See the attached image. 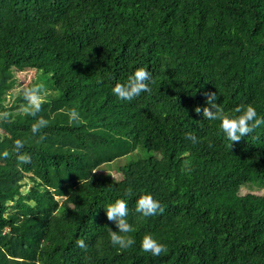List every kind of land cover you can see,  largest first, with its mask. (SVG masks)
<instances>
[{
    "label": "trees",
    "instance_id": "16d2710c",
    "mask_svg": "<svg viewBox=\"0 0 264 264\" xmlns=\"http://www.w3.org/2000/svg\"><path fill=\"white\" fill-rule=\"evenodd\" d=\"M140 67L151 93L117 98ZM24 70L48 90L35 117L22 92L4 104ZM210 92L227 113L250 104L264 117V0H0V264H264V196L239 195L264 190V125L230 147L203 117ZM144 193L162 214L135 211ZM117 199L135 229L126 250L110 242ZM146 234L167 253L144 252Z\"/></svg>",
    "mask_w": 264,
    "mask_h": 264
},
{
    "label": "clouds",
    "instance_id": "9594fccd",
    "mask_svg": "<svg viewBox=\"0 0 264 264\" xmlns=\"http://www.w3.org/2000/svg\"><path fill=\"white\" fill-rule=\"evenodd\" d=\"M152 73L143 67L137 68L132 75L127 79L126 83H116L112 88L113 94L120 100L132 101L141 93H151V84L154 83ZM23 99L26 102L22 107L23 114L35 117L42 110L43 104L46 102L48 90L43 82H37L31 86H26L22 89ZM217 94L210 92L206 94V103L210 107L203 108V117L210 121H219L220 128L226 138L233 142H239L243 137L249 135L257 128L264 125V117L258 115L257 110L252 105H239L234 109L235 114L225 112L220 104L216 103ZM194 111L199 114L201 108L196 107ZM69 123H79L81 120L80 113L75 109H70L67 113ZM8 113H0V119H7ZM49 121L43 117L36 120L31 126L33 136L41 133V130L48 127ZM186 139L191 140L195 145L200 143V140L191 133L187 134ZM46 139L45 135L38 136V142ZM14 147L18 153L17 160L19 164L30 163L31 157L27 154H21L20 150L24 147V141L17 139L14 142ZM9 153L5 151L3 158L7 159ZM186 171H191L190 164L186 161L184 165ZM131 189H128L125 195H130ZM135 211L143 217H151L164 212V207L160 201L155 199L152 194L144 193L136 201ZM106 216L109 221L115 222L118 231L109 229L110 242L112 246L118 247L121 250L131 248L135 244V239L131 233L135 231L132 224L127 220L129 214L128 203L125 199H117L114 203H110L105 208ZM77 245L80 248H86L83 239L77 240ZM144 252L151 253L153 256H160L162 253H167L168 248L165 244L159 242L151 234H146L141 243Z\"/></svg>",
    "mask_w": 264,
    "mask_h": 264
},
{
    "label": "rangeland",
    "instance_id": "374dc122",
    "mask_svg": "<svg viewBox=\"0 0 264 264\" xmlns=\"http://www.w3.org/2000/svg\"><path fill=\"white\" fill-rule=\"evenodd\" d=\"M13 77L15 80V86L13 89H11L9 92V97L8 99L5 100V105H9L13 98H15L17 95H19L22 92V89L26 86H28L30 84V82H32L34 80L35 77V73L33 70H24L21 72H17V71H13ZM20 105H18V109L14 110L13 113L16 114L18 113L20 110ZM128 160V159H127ZM124 161H118V164L123 163ZM113 166V164L111 165ZM116 166V165H115ZM110 173L113 175L114 178H119V175L116 174L112 169H110ZM104 172V171H102ZM247 194H252V195H261L264 196V190L261 189H257L255 187H243L240 189L239 191V195L240 196H245Z\"/></svg>",
    "mask_w": 264,
    "mask_h": 264
}]
</instances>
